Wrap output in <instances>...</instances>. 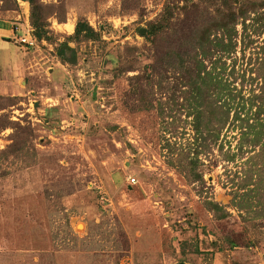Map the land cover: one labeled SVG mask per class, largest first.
Returning <instances> with one entry per match:
<instances>
[{
    "label": "rangeland",
    "instance_id": "obj_1",
    "mask_svg": "<svg viewBox=\"0 0 264 264\" xmlns=\"http://www.w3.org/2000/svg\"><path fill=\"white\" fill-rule=\"evenodd\" d=\"M39 1L63 21L48 16L31 47L16 39L28 3L0 7L13 31L0 47V264H264V170L252 165L264 153L232 118L259 84L250 49L237 42L203 62L232 94L208 89L230 109L205 147L185 85L192 67L172 56L188 51L194 15L178 10L145 37L178 0ZM78 20L94 39L69 38ZM252 36L261 42L264 27ZM185 152L201 179L171 165Z\"/></svg>",
    "mask_w": 264,
    "mask_h": 264
},
{
    "label": "trees",
    "instance_id": "obj_2",
    "mask_svg": "<svg viewBox=\"0 0 264 264\" xmlns=\"http://www.w3.org/2000/svg\"><path fill=\"white\" fill-rule=\"evenodd\" d=\"M28 3V22L32 28V34L38 39H45L47 33L48 16L62 22V16L52 10L54 4H44L39 0H25ZM2 9H8V3H14V0H0ZM180 10L184 14H193V26L186 35L188 51L182 54L172 53L176 66L189 69L192 67L191 74L187 77L186 87L191 94V102L200 108L194 112V137L204 141L202 146H207L209 142L216 138V131L227 123L229 117V105L225 102L220 104L217 98V91L209 93L208 89L216 88L218 93L224 90L228 96H232L231 90L226 85L220 83L211 69H205L204 60L210 58L212 53H218L216 59L228 57L235 52L236 43L239 42V50L244 55V49H250L248 59L254 60L251 79H258L256 91L251 92L250 107L242 111L234 110L233 119L239 121L240 139L248 143L249 146L257 147L256 155L264 153V38L257 42L252 35H257L260 29L264 27V0H178L166 1L156 20L147 24L145 37H156L159 33L169 28L175 12ZM54 13V14H53ZM63 12H61L62 15ZM239 35V39L236 37ZM94 39L96 32L85 21H76L73 26V32L69 36L72 40ZM83 37V38H82ZM251 69V68H250ZM136 78V77H135ZM217 83V86H213ZM224 94V95H225ZM207 96V98H204ZM247 112L249 113L247 115ZM244 113V114H242ZM216 120L218 124L211 126V122ZM213 127V128H212ZM205 131L204 134L202 132ZM206 144V145H205ZM195 153L201 152V148L194 149ZM186 153V152H185ZM175 158L171 165L183 170L184 165L190 172L192 159L187 153ZM253 171L261 172L264 165L252 161ZM260 167V169L258 168ZM191 168V169H190ZM201 175L192 172L191 180H199ZM257 184V183H256ZM206 207L212 212L220 210V206L207 200Z\"/></svg>",
    "mask_w": 264,
    "mask_h": 264
},
{
    "label": "built area",
    "instance_id": "obj_3",
    "mask_svg": "<svg viewBox=\"0 0 264 264\" xmlns=\"http://www.w3.org/2000/svg\"><path fill=\"white\" fill-rule=\"evenodd\" d=\"M27 22V21H26ZM17 42L24 44L25 46L31 47L36 45V38L32 34V28L25 23L24 32L19 36H16ZM130 182H133V178H129Z\"/></svg>",
    "mask_w": 264,
    "mask_h": 264
},
{
    "label": "crops",
    "instance_id": "obj_4",
    "mask_svg": "<svg viewBox=\"0 0 264 264\" xmlns=\"http://www.w3.org/2000/svg\"><path fill=\"white\" fill-rule=\"evenodd\" d=\"M12 28L8 24V22L1 20L0 21V47L3 48L5 46V40H1L2 38H9L12 35Z\"/></svg>",
    "mask_w": 264,
    "mask_h": 264
},
{
    "label": "water",
    "instance_id": "obj_5",
    "mask_svg": "<svg viewBox=\"0 0 264 264\" xmlns=\"http://www.w3.org/2000/svg\"><path fill=\"white\" fill-rule=\"evenodd\" d=\"M139 33H144V29L143 28H140L139 29Z\"/></svg>",
    "mask_w": 264,
    "mask_h": 264
}]
</instances>
